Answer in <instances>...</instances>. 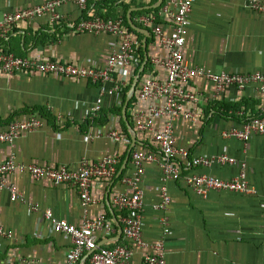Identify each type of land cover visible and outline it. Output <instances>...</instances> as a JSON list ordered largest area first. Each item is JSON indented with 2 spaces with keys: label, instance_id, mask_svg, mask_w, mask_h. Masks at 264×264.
Returning <instances> with one entry per match:
<instances>
[{
  "label": "crops",
  "instance_id": "crops-1",
  "mask_svg": "<svg viewBox=\"0 0 264 264\" xmlns=\"http://www.w3.org/2000/svg\"><path fill=\"white\" fill-rule=\"evenodd\" d=\"M48 1L0 0V20L9 13ZM160 1L106 0L97 4L90 0L84 11L75 4H67L61 8L65 16L62 24H52L49 16L21 23L3 42L4 50H11L19 57L100 67L118 48L121 37L106 33L76 34L70 29L73 24L107 13L113 17L122 16L128 10V21L131 19L134 26L148 31L146 36L129 22L135 31L130 32L137 42L134 59L130 66L118 69L117 79L124 86L113 95H105L102 110L96 117L92 116V109L101 96L104 86L101 83L41 74L0 75L2 128L33 113L46 120L41 114L45 112L54 120H46L44 129L22 135L14 144H0V162L13 156L22 164L64 165L78 170L84 159L99 162L106 155L119 158L113 179L93 182V202L87 212L74 187L55 185L48 179L38 181L21 172L8 175V186L15 187L24 202H14L8 190H0V222L16 236L10 240L0 238V263L65 264L71 241L53 231L52 222L43 214L49 209L55 218L77 227L106 216L116 230L109 235L99 234V245L132 248L135 264H144L145 256L154 253L152 247L139 248L125 236L124 219L128 213L119 210L114 200L119 195L134 194L131 184L135 174L133 153L157 151L155 133L168 122L167 117L156 118L152 131H141L137 127L139 116L147 115L151 108L162 107L166 102L162 98L142 100L139 97L147 79L167 80L164 64L169 51L159 43L154 28L142 24L145 15H136L161 9L167 0L157 7ZM247 1L196 0L184 50L192 66L217 73H264V14L248 8ZM160 9L156 23L169 34L171 20L167 15H159ZM53 35L58 38L55 42ZM136 79L138 83L125 120L123 109ZM111 86L109 84L108 88ZM186 86L199 96V101L182 107L175 121L177 145L189 149L191 159L228 154L245 160L248 182L254 193L211 192L205 198L188 187L185 177L206 174L231 180L239 175V167L215 164L209 168H193L183 162L182 178L167 182L172 200L167 216L156 209L162 201V169L156 163H147L141 182L144 240L149 245L164 242L167 264H264V134L252 137L247 152L242 141L223 136L231 128H242L249 117L264 115V93L255 87L246 91L227 88L218 92L205 78L193 80ZM187 113L192 117L187 118ZM58 115L63 117V122ZM94 118L96 121L90 126ZM127 121L137 134L132 151L133 136ZM112 131L120 133L119 143L111 138ZM34 208L39 211L34 212ZM164 217L170 222L168 236L164 235L161 224Z\"/></svg>",
  "mask_w": 264,
  "mask_h": 264
},
{
  "label": "built area",
  "instance_id": "built-area-1",
  "mask_svg": "<svg viewBox=\"0 0 264 264\" xmlns=\"http://www.w3.org/2000/svg\"><path fill=\"white\" fill-rule=\"evenodd\" d=\"M89 1L50 0L41 5L9 13L0 20V40H8L19 24L31 23L44 16H49L50 22L54 25L62 24L65 21V16L61 13V8L64 5L75 4L84 11ZM93 1L99 3L104 0ZM195 3L196 0H167L163 4L159 15H167L170 18L171 31L169 34H165L162 26L156 23L158 13L141 19L142 24L154 28V33L157 35L159 43L169 51V57L164 64L167 70L166 82L147 79L142 85L139 94L142 100L162 98L166 100L165 105L158 108L153 107L147 115L139 116L137 127L141 131H152L156 118L167 117L168 122L163 129L155 133V141L159 146L157 151L137 150L133 153L132 161L135 167V174L131 184L134 188V194L131 196L127 194L119 195L114 202L119 210L128 213L124 219L125 236L139 248H153L154 253L145 256L144 264H167L164 242L159 241L149 245L143 236L142 210L144 208V190H142L141 182L145 174V164L156 163L162 169V201L156 206V209L167 216L172 202L168 193L167 182L182 178L181 165L183 162L193 168H209L215 164L239 167V175L231 180H224L206 174H194L185 177L188 187L205 198L211 192L254 193L248 182L245 160H238L228 154L213 157L200 156L191 159L190 150L178 146L176 142L175 121L181 114L182 107L199 101V96L186 86L193 80L205 78L215 85L218 92H222L227 88L246 91L250 87H255L264 93V73L262 72L257 71L249 75L229 74L226 72L217 73L192 66L186 59L184 50ZM247 7L264 14L263 0H248ZM70 29L76 34H111L121 37L122 41L118 48L113 50L104 66L100 67L95 64H66L56 59L19 57L10 51L0 48V75L26 74L34 76L41 74L88 80L94 84L101 83L104 85L101 96L92 109V116L96 117L102 110L105 95H113L123 88L124 83L117 79V71L120 67L131 65L136 52L137 42L126 27L122 17L108 20L97 16L84 18L80 22L73 24ZM109 84L112 85L110 88H108ZM185 115L187 118L192 117L190 113ZM58 118L62 122L64 121L61 115H58ZM46 124L47 121L44 118L33 113L25 119L12 121L4 128L0 126V144H14L22 135L44 129ZM263 134L264 115L249 117L248 122L242 128H231L225 131L223 136L242 141L245 146V152H247L248 144L252 137ZM111 138L117 143L122 139L118 131H112ZM118 163V156L106 155L99 162L84 159L78 170H72L64 165L58 167L22 164L17 162L15 157L12 156L8 160L0 162V190H8L12 201L24 202L17 189L13 186H8L6 181L8 175L15 172L29 174L38 181L48 179L55 185L76 188L79 192L81 206L87 212L93 202L91 196L93 182L95 180L113 179ZM33 211L38 212L39 210L34 208ZM43 214L46 219L52 222L53 231L56 234L71 241L70 250L66 254L65 264H135L133 262L134 250L132 248L124 245L115 248L99 245V234L109 235L116 230L106 216H101L94 221H86L82 227H77L66 220L55 218L50 209ZM161 224L164 227V235L168 236L170 232L169 219L164 217ZM0 238L10 240L15 239L16 236L0 222ZM0 264L8 263L2 262Z\"/></svg>",
  "mask_w": 264,
  "mask_h": 264
},
{
  "label": "trees",
  "instance_id": "trees-1",
  "mask_svg": "<svg viewBox=\"0 0 264 264\" xmlns=\"http://www.w3.org/2000/svg\"><path fill=\"white\" fill-rule=\"evenodd\" d=\"M104 1H106V0H104ZM104 1H102V2H99V3H97V4H102V3H104ZM118 0H116V2H117ZM120 1V0H119ZM159 9L160 8H158V9H152V10H146V11H142V12H138V13H136V15H145V16H148V15H151V14H154V13H157L158 11H159ZM127 11L128 10H126V12L124 13V14H122V16H117V17H113V16H111V15H109L108 13L106 14V15H99L102 19H104V20H108V19H111V18H118V17H122L123 19H124V22H125V25H126V27L129 29V31H131V32H135L134 30H133V28L131 27V25L129 24V21H128V19H127ZM134 15H132V18H134L133 17ZM58 38L56 37V36H54L53 35V41L55 42L56 40H57ZM7 40H2V41H0V48H2L3 47V42H6ZM2 49H4V47L2 48ZM6 51H10L11 52V50H7L6 49ZM42 114V116H44L45 118H46V120L47 121H49V122H54V120H53V118H52V116H50L48 113H45V112H43V113H41ZM257 116V115H256ZM96 121V118H94V121L91 123V122H89V124H90V126L91 125H94V122ZM11 123V122H10ZM9 124V123H8ZM124 129L126 130V132H128L127 131V128L125 127V125H124Z\"/></svg>",
  "mask_w": 264,
  "mask_h": 264
},
{
  "label": "water",
  "instance_id": "water-1",
  "mask_svg": "<svg viewBox=\"0 0 264 264\" xmlns=\"http://www.w3.org/2000/svg\"><path fill=\"white\" fill-rule=\"evenodd\" d=\"M162 3H163V0L160 1V4H159L157 7H160V6L162 5ZM130 13H131V12H130ZM129 22L131 23L132 27H134L136 30L145 33L146 36L148 35V31H147V30H142V29H139V28H137L136 26H134V25L132 24L131 19L129 20ZM137 83H138V79H136V81L134 82V85H133V87H132V89H131V92H130L129 95H128V98H127V101H126L125 107H124V109H123V116H124L125 120H127V107H128V105H129V101H130V99H131V97H132V94H133V93L135 92V90H136ZM127 125H128V128H129V130H130L132 136H133V145L131 146V149H130V151H132V149H133V147H134V145H135V143H136V141H137V139H136V135H137V134H136L135 130L131 127V125H130V123H129L128 121H127ZM121 232H122V231H121Z\"/></svg>",
  "mask_w": 264,
  "mask_h": 264
}]
</instances>
